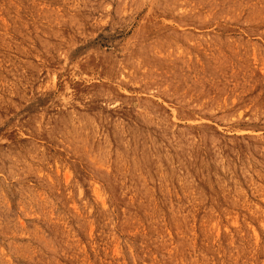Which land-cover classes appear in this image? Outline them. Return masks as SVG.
<instances>
[{
	"label": "rangeland",
	"instance_id": "obj_1",
	"mask_svg": "<svg viewBox=\"0 0 264 264\" xmlns=\"http://www.w3.org/2000/svg\"><path fill=\"white\" fill-rule=\"evenodd\" d=\"M0 264H264V0H0Z\"/></svg>",
	"mask_w": 264,
	"mask_h": 264
},
{
	"label": "bare ground",
	"instance_id": "obj_2",
	"mask_svg": "<svg viewBox=\"0 0 264 264\" xmlns=\"http://www.w3.org/2000/svg\"><path fill=\"white\" fill-rule=\"evenodd\" d=\"M180 135V134H179ZM151 144L156 146L158 151L161 153L162 157L159 158L156 161V167L157 169L161 168V163H167L171 158H173L174 156L172 154H174V152L180 154V151L182 149L187 148L186 145L181 144L180 142L174 140L172 142V149L171 152H168V150L164 147L162 141L159 140H153L151 141ZM108 147V146H107ZM106 149V148H105ZM31 152V151H30ZM184 153V152H183ZM186 166L183 164L182 160H178L177 162V173L180 177H183L188 183H191L193 178L190 176V174L187 172V170H185ZM173 171V169H171V172ZM162 175H164L161 172Z\"/></svg>",
	"mask_w": 264,
	"mask_h": 264
}]
</instances>
